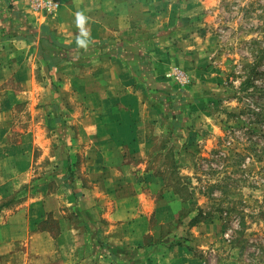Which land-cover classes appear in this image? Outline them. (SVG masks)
<instances>
[{"label": "rangeland", "instance_id": "rangeland-1", "mask_svg": "<svg viewBox=\"0 0 264 264\" xmlns=\"http://www.w3.org/2000/svg\"><path fill=\"white\" fill-rule=\"evenodd\" d=\"M14 1L0 0V108H12L4 131L17 142L38 109L45 134L35 132L53 141L0 211L52 240L44 252L0 240V264L10 248L28 264H264V0H115L128 13L119 18L101 17L97 4L87 26L123 27L101 42H142L117 67L131 80L109 83L113 91L98 70L87 77V41L69 56L54 37L66 1L52 11ZM93 91L117 93L89 104ZM61 106H121L142 138L116 150L121 172L103 176L101 194L85 168L94 134L87 141L74 123L87 113L58 117Z\"/></svg>", "mask_w": 264, "mask_h": 264}, {"label": "crops", "instance_id": "crops-1", "mask_svg": "<svg viewBox=\"0 0 264 264\" xmlns=\"http://www.w3.org/2000/svg\"><path fill=\"white\" fill-rule=\"evenodd\" d=\"M25 1L26 0H15L14 2L24 5ZM114 1L115 0H91L90 2H87V0H62L65 4L62 5V12L60 13L61 21L59 26L56 27V31H53L54 37L57 40H60L65 47H67L66 51L69 52V56L71 52L77 50V47L73 46L74 44L79 45L82 42L87 41L85 43V48L81 46L87 51V57H89L87 59V77L91 76L90 73H92V71L90 70L96 72L98 70L97 74H100V79H103L105 83L108 82L105 89L110 91H113L112 88L116 89V87H110L111 84L109 83L117 82L119 80L121 82L127 79L131 80V76L129 77L124 75V73H127L126 70L122 68V70L120 69L118 72L117 67L127 65L126 60L124 61V53L127 52L128 49L137 50L142 44L140 39L131 41V45L124 40L117 41V39L115 43H108L105 41L101 42L100 38L103 37L106 39V36L104 37L103 34H108V31L113 29L106 28L104 23L100 20L97 21L98 25L94 24L87 26V15L93 18L92 15L95 14L93 7L97 4H100L98 12H101V17L102 15H106L105 17H107L111 12H115L114 16H116V18L127 16L128 13L125 14V8H123V10H119L118 8L115 9L114 6H112ZM110 2L111 5L108 4ZM117 2H122V7L124 5L126 7L129 5L131 0H117ZM77 13H80L83 16V20L80 22H78ZM91 21L94 20L91 19ZM82 24L86 28L82 27ZM118 27L119 26H116L114 28L115 30L110 32L118 34L117 32L121 31L120 29L123 28L122 26V28ZM55 48L58 49L57 46H55ZM66 59L68 60V57L65 58L64 62ZM91 66H93L92 69H90ZM96 72L93 74H96ZM110 91L104 96H102L103 92L93 91L87 93L84 97L87 99V102L91 104L93 101H97L104 97L107 99L108 97L116 96L117 92L115 94H111ZM4 93L6 94V91H4ZM117 98L121 99L122 96H117ZM120 108L121 106L112 107L110 109L92 107L87 108V110L78 109L77 113H71V111L65 106L57 108L59 111L57 113L58 117L61 116L62 110L66 112L65 117L70 119H76L79 111L87 113V115H85L82 119L75 120L74 123L77 124L78 129L87 130V141L90 137L89 134H94V143L92 144H94L95 152L93 155L87 153L85 168H87V176L93 182L92 189L95 193L99 192L101 194L102 191L105 190L102 187L101 181L107 172L114 171L115 174L117 171L121 172V170L117 169L119 166L116 165L118 163L116 160L118 156L116 150L119 151L125 146L135 147L138 146V144H142V138L136 137L137 135L135 136V132V134H132L134 123L123 122V119H120L122 114ZM11 109V106L6 104L3 108H0V206L1 202L4 201L5 203V200L10 197L18 187L25 185V183L29 181L35 170L33 168V163L38 165L43 162V158L48 151V146L50 142L53 141V138L44 136L41 137V134H45L40 124H37L42 122L41 114L38 109H32V120L36 123V125L34 128L33 125H31L27 128V130L23 131L17 142H11L7 137L10 132L4 131L9 125L8 121L12 118ZM59 124L60 123L57 124V127L60 126ZM37 130H39L41 134L36 133L35 131ZM119 131L122 133H119ZM34 147L38 150V156L36 158H34L32 152ZM87 148L90 147L87 145ZM122 156L123 154L119 156L121 157L120 161L123 159ZM49 160L52 164L51 169L57 170V167L54 165H57L58 162L55 160L54 155H51ZM54 200L55 199L51 198V202H54ZM26 204L27 206L29 205V203ZM31 208L35 211L45 210V207L38 203L37 205H31ZM7 211L8 210L6 208L0 211V240H3L4 245L6 242H10V240L18 239V242L25 243L28 247L29 245L27 243H29L32 250L36 249L37 251L44 252V245H50L52 237H43L37 230L29 232L27 223L21 225L18 223L21 219H18L16 215L15 217L18 220L14 217H10ZM39 214L41 215L42 212ZM40 215L36 212L34 219L32 215H29L31 217H27V222L28 220H31V225H35L37 218H39ZM13 237H17V239ZM4 253L6 254L5 259H8L7 261H4V264H11L9 261L10 258L18 259L15 260L18 264H28V256L26 252H17L10 248L5 249Z\"/></svg>", "mask_w": 264, "mask_h": 264}, {"label": "built area", "instance_id": "built-area-1", "mask_svg": "<svg viewBox=\"0 0 264 264\" xmlns=\"http://www.w3.org/2000/svg\"><path fill=\"white\" fill-rule=\"evenodd\" d=\"M31 6L34 10L52 11L58 7L57 0H30Z\"/></svg>", "mask_w": 264, "mask_h": 264}, {"label": "clouds", "instance_id": "clouds-1", "mask_svg": "<svg viewBox=\"0 0 264 264\" xmlns=\"http://www.w3.org/2000/svg\"><path fill=\"white\" fill-rule=\"evenodd\" d=\"M77 16H78V22L83 20V16L80 13H77Z\"/></svg>", "mask_w": 264, "mask_h": 264}]
</instances>
